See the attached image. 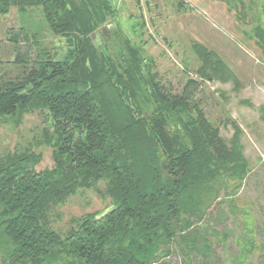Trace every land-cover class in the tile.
<instances>
[{
  "label": "trees",
  "instance_id": "1",
  "mask_svg": "<svg viewBox=\"0 0 264 264\" xmlns=\"http://www.w3.org/2000/svg\"><path fill=\"white\" fill-rule=\"evenodd\" d=\"M13 8H42L68 49L61 60L43 50L19 76H0V122L20 126L33 114L51 122L31 147L0 156L3 262L158 264L180 251L184 264H214L208 211L222 192L230 201L253 171L241 128L231 122L226 142L191 93L195 82L173 93L129 38L96 46V33L116 17L113 0H0V16ZM193 50L199 76L237 83L217 55L200 44ZM42 147L52 149L54 165L38 172ZM92 190L112 209L75 218L66 232L54 228L59 210ZM243 248L233 264L255 246Z\"/></svg>",
  "mask_w": 264,
  "mask_h": 264
},
{
  "label": "rangeland",
  "instance_id": "2",
  "mask_svg": "<svg viewBox=\"0 0 264 264\" xmlns=\"http://www.w3.org/2000/svg\"><path fill=\"white\" fill-rule=\"evenodd\" d=\"M113 4L116 17L96 33V46L120 43V36L129 38L173 93H182L190 81L195 82L191 93L226 142L234 136L233 123L243 131L244 154L253 171L242 187L233 191L230 201L221 193L203 227L212 238L214 264L238 261L245 242L255 248L244 264H264V48L258 36L264 35V0H113ZM194 44L217 55L237 83L233 78L224 82L199 76L202 61ZM0 49V76L15 78L26 62L32 63L43 50L61 60L68 47L63 37L50 31L42 8L25 13L13 8L0 16ZM17 58L25 62L16 64ZM50 126L46 114L28 115L20 126L0 122V156L31 147ZM36 150L43 155L37 171L52 168V149ZM111 209L109 198L93 190L82 191L59 210L53 226L66 232L71 220L94 212L102 217ZM0 264H8L1 254ZM158 264H184L183 256L177 251Z\"/></svg>",
  "mask_w": 264,
  "mask_h": 264
}]
</instances>
